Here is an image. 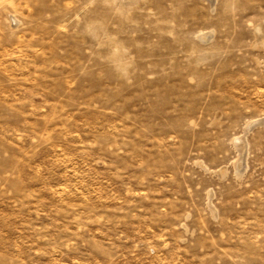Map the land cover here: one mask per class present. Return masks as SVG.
<instances>
[{"label": "rangeland", "instance_id": "obj_1", "mask_svg": "<svg viewBox=\"0 0 264 264\" xmlns=\"http://www.w3.org/2000/svg\"><path fill=\"white\" fill-rule=\"evenodd\" d=\"M0 264H264V0H0Z\"/></svg>", "mask_w": 264, "mask_h": 264}, {"label": "bare ground", "instance_id": "obj_2", "mask_svg": "<svg viewBox=\"0 0 264 264\" xmlns=\"http://www.w3.org/2000/svg\"><path fill=\"white\" fill-rule=\"evenodd\" d=\"M206 32H207V31H206ZM203 33H204V32H203ZM203 33H202V34H203ZM207 34H208V32H207ZM200 36H201V35H200ZM203 36H204V34H203ZM236 140L241 142V138H239V137L236 138Z\"/></svg>", "mask_w": 264, "mask_h": 264}]
</instances>
